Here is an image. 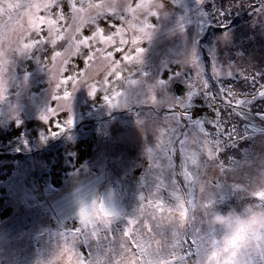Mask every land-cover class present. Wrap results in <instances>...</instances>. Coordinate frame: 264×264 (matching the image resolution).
Returning <instances> with one entry per match:
<instances>
[{"label": "rangeland", "instance_id": "374dc122", "mask_svg": "<svg viewBox=\"0 0 264 264\" xmlns=\"http://www.w3.org/2000/svg\"><path fill=\"white\" fill-rule=\"evenodd\" d=\"M222 1L71 0L78 8L69 14L68 27L58 37L64 42L54 47L49 41L47 52L33 49L24 53V43L49 40L47 24L39 37L33 29L40 24L38 16L56 19L57 27L64 22L32 7L48 0H0V30L4 31L0 39V98H8L0 100V230L6 224L15 226L10 233L0 234V264H78L71 248L83 254V264H119V260L120 264H137L139 252L123 254L126 247L132 249L131 241L145 249L143 264H208L220 233L209 227L205 205L212 201L219 210L227 211L233 197L246 203L252 201V194L264 198V97L258 95L264 91V0H225V7ZM129 5L132 11L127 10ZM109 10L116 14L98 19L95 27L86 23ZM149 24L152 27H147ZM81 27L80 38L91 36L96 27L104 31L97 33L92 45L95 57L90 63L71 58L74 71L67 75L79 73L73 91L71 83L61 84L66 78L61 69L65 68L63 61L75 55L83 43L76 38ZM100 35L112 36V43L100 42ZM137 48L143 49L139 61L123 59L125 55L137 57ZM55 51L60 56L52 61ZM107 51L113 55L108 57ZM193 53L199 68L191 62ZM113 60L118 62L119 79L111 75L117 67H109ZM169 62L173 70L183 67L181 76L164 71ZM254 67L256 91L240 92L232 81ZM190 68L194 74L184 78L182 70ZM200 68L203 72L198 77ZM102 72L109 84L104 91L100 87L90 95L93 83L105 81ZM162 78L166 87H154L150 92L149 86ZM176 80L197 89L207 80L213 94L223 86V97L231 101L225 104L223 98L216 99L221 113L216 118L206 101L196 98L192 110L197 119H217L221 127L206 124L210 136H189L187 153H199L190 161L176 151L164 153L172 147L170 129L175 126L166 111V98H183L187 93L181 97L174 93ZM229 89L231 97L227 96ZM65 90L72 92L71 99H63ZM152 94L156 103L150 101ZM105 95L112 104L105 101ZM56 96L61 99H53ZM238 99L244 100L239 106L256 113V122L243 109L232 106ZM97 101L101 103L95 106L96 111L107 109V115L116 117L100 131L102 117L91 106ZM255 103L256 111L252 109ZM50 105L56 115L47 113ZM32 109L41 110L34 116ZM43 114L50 121L43 120ZM77 116L84 131L72 127L77 126L78 121H73ZM69 117L73 123L67 126ZM57 120L62 130L55 126ZM72 130L76 133L67 134ZM232 147L238 152L232 154ZM42 165L47 166L44 175L37 171ZM23 175V180L28 179L26 190L41 188L37 198L48 200V207L37 202L32 209L15 210L23 193L30 195L20 191L23 183H17ZM85 178L86 184L78 187ZM101 202L113 213L110 224L85 225L81 207L89 206L92 211L86 214L95 221L97 214L103 218ZM182 211L186 213L183 217ZM125 228L130 230L128 237L123 236ZM240 264H264V246L257 243L242 253Z\"/></svg>", "mask_w": 264, "mask_h": 264}, {"label": "snow or ice", "instance_id": "6c2138e0", "mask_svg": "<svg viewBox=\"0 0 264 264\" xmlns=\"http://www.w3.org/2000/svg\"><path fill=\"white\" fill-rule=\"evenodd\" d=\"M32 7L35 9L36 12H40V11H44V12H49V13H53L56 15L57 19L59 21H63L64 25L62 27H57V20L56 19H50V18H45V17H37V19L40 21L39 25H33V29L37 34V37H39L42 29H43V25L47 24L48 27V37L49 40H44V39H32L30 43H24L23 44V49H24V53L25 52H29L30 50L33 49H40L42 51H46V45L49 43H51L52 46H56L58 44V42H64L62 39H58V37L60 36V33L64 32L65 29L68 27V21H69V14L75 9L78 8L75 2H71V0H48V2L40 4H32ZM80 7H83V4H81ZM137 7H140V5H137ZM128 11H132L131 6L129 5L127 8ZM116 12L115 10H109L107 12H105L101 17L99 18H93L92 20L86 22L89 27H95L97 25V21L98 19L102 18L103 16H109V15H115ZM151 15H156V12H151ZM121 19H123V17H121ZM105 26L110 28L111 26L107 25V22L105 21ZM84 27V26H83ZM83 27H81L79 29V32L77 34V39L82 40L83 43L80 44L79 46V50L76 52L75 55L71 56L69 59H65L63 61V64L65 65L64 69H61V71H64L66 73V78L61 80V84H69L71 83L73 85V91H75V85L77 83V76L79 75V73H77L76 75H67L68 72L70 71H74V69L71 66V58H79L80 61L84 64L87 65L88 63H90L94 57H95V53L92 51V45L93 43L96 41V37H97V33H102L104 31L103 28H99L96 27L95 31L92 32L91 36L88 35H84L83 38H80V34L82 33ZM147 27H152L150 24L147 25ZM55 29V31H53ZM119 31V30H117ZM141 31H144V29H141ZM4 35V31L0 30V39L3 38ZM149 35V34H147ZM102 37V38H101ZM113 38L112 36H107L105 37L104 35H100V42L104 43V44H109L112 43ZM137 40H133V43H136ZM121 44L125 43V41L121 40L120 41ZM117 51H122V49H117ZM143 51L142 48H137L136 52H137V57H132L130 55H125L123 57L124 60H132V59H137L138 61L140 60V54ZM59 51H55L53 52V54L51 55V60L55 61L57 57L60 56ZM113 55L112 51H107V56L111 57ZM191 62L194 66L196 67H200L199 64V59L198 57L195 55V53H193L191 55ZM112 65H117L116 69L111 73V75H115L117 77V79L120 78V71H119V67H118V62L113 60L111 62V64L109 65V67H111ZM203 72V69L200 68V71H198L197 76H201ZM227 75L229 77L232 76V72H228ZM173 76L179 77L181 76V72L177 71L175 73H173ZM213 76L214 78L218 76V73L216 71L215 66L213 67ZM107 79H105L104 83H107ZM171 79V77L169 78ZM132 83H136V81H132ZM166 83L163 80H159L157 82L156 85L153 86H149V91L151 92L152 89L154 87H166ZM186 83V81H185ZM188 86V90L186 95L183 98H166L167 99V104L168 107L166 109V111L168 113L171 114V119L174 121V127H172L170 129L171 132V136L172 139L169 140V144L172 145V147H170L167 151H165L164 153L171 155L173 151L182 153L183 156L190 161V158L195 155L196 157H198L199 153L197 152H192L191 154H188L185 148L186 143L188 142V138L192 133H198L200 135H202L203 137H208L211 135V133L206 129V124H210L212 128L216 129L218 127H221L220 122L216 120L213 121H204L201 122L199 119H197L195 113L192 110V106L195 104V100L196 98H203L207 105L211 108L212 112L214 113L215 117L217 118V116L221 115L218 107L215 104V101L217 98H223V94L225 93V89L223 86H221L219 88V91L215 94H213L210 91V86H209V82L207 80H203L202 82V88L201 89H197L193 84L190 83H186ZM57 87H60V84H57ZM97 93V88L96 85L93 84L90 86V90H89V94L90 95H95ZM122 95V93H116V96H120ZM233 95V92L229 89L227 90V96L231 97ZM259 96L264 97V91H260L258 93ZM72 98V92H69L67 90H65L63 92V99L65 100H69ZM53 99H61V97H53ZM104 99L106 102H108L109 104H112V100L105 95ZM150 101L152 103H156L157 102V97L155 94H152L150 96ZM118 103V101H117ZM225 104H230L231 101L230 100H224ZM244 103L243 99H238L235 102V106H239L241 104ZM47 113H51L52 115H56L55 110L52 107H49L47 109ZM43 120L45 121H50L49 116L46 114H43L41 117ZM194 121V122H193ZM73 123L72 119L69 117L66 121V125L70 126ZM183 124V127H180V125ZM56 127L61 128L62 130V126L60 125L59 121L57 120L55 123ZM183 129H187L188 131H183ZM53 135H55V132L52 133ZM178 143L179 144V148L177 149V147H175V144ZM205 144L208 143L207 140L204 141ZM207 155L209 157H211L213 155V152L211 149H209L207 151ZM185 175L188 176V172L185 171ZM96 206V202L94 201L91 204V208L95 209ZM181 208L184 207L183 204L180 205ZM89 208V206H83L80 209V218L81 221L85 224V225H95L98 221L102 222L103 225L107 226L110 224L111 221V217L113 216V213L111 211L105 210L103 208L102 205H100V211L103 214V218H100L99 214H97V219L94 221L92 219V217L90 215H87L86 213L88 212L86 209ZM170 211V209H169ZM186 213L184 211L181 212V216L183 217ZM127 223L132 224L134 223V221L132 220H128ZM130 235V230L128 228H125L123 230V236L124 237H128ZM133 247L131 250H129L127 247L125 249H123V254L129 251L132 252H139L140 255L138 256L139 259L137 260V264H143L144 259V254H145V249H143L139 244H137L135 241H131ZM71 251L73 254H75L78 257V264H83V259L82 256L83 254H77L73 248H71ZM119 264H120V260H119ZM150 264V261H149Z\"/></svg>", "mask_w": 264, "mask_h": 264}, {"label": "clouds", "instance_id": "9594fccd", "mask_svg": "<svg viewBox=\"0 0 264 264\" xmlns=\"http://www.w3.org/2000/svg\"><path fill=\"white\" fill-rule=\"evenodd\" d=\"M252 197L251 202L227 211L219 210L212 201L205 205L209 227L220 233L218 243L209 253L208 264H240L242 253L257 243L264 246V198L255 194ZM100 205L109 210L102 202ZM99 212L102 213L100 209Z\"/></svg>", "mask_w": 264, "mask_h": 264}, {"label": "trees", "instance_id": "16d2710c", "mask_svg": "<svg viewBox=\"0 0 264 264\" xmlns=\"http://www.w3.org/2000/svg\"><path fill=\"white\" fill-rule=\"evenodd\" d=\"M239 2H241V3H244L245 2V0H239ZM222 5H223V7H225L226 5H225V0H223L222 1V3H221ZM233 25V24H232ZM26 54H28V53H26ZM61 78H64V77H60V79ZM232 83H234V84H236V85H238V89H239V91L240 92H243V93H247V94H252V93H254L255 91H256V67H254V68H252V70L251 69H249L248 71H246V74L245 75H243L242 76V74L241 75H239L238 76V78H236V79H234L233 81H232ZM48 86H49V84H48ZM1 97H2V95H1ZM25 100L26 99H28V98H24ZM30 99V98H29ZM0 100H8V98H0ZM22 101V100H21ZM21 104V103H20ZM41 105L42 106H45V105H43L42 103H41ZM48 105V104H47ZM51 106V105H50ZM52 107V106H51ZM132 109V108H131ZM252 109L254 110V111H256V103L254 104V106L252 107ZM41 110V109H40ZM39 110V111H40ZM127 110H130V109H127ZM126 110V111H127ZM39 111L38 112H35V110L34 109H32V111H31V114H33L34 116H36L38 113H39ZM114 118H115V116H113V117H111V118H109V119H111V120H109V119H106V120H103L101 123H100V125L98 126V131H100L103 127H105V126H110L109 124L111 123V121L112 120H114ZM119 119H120V117H119ZM108 136V135H107ZM109 137V136H108ZM241 146H243V144H241V145H239L238 147L240 148ZM228 149H230V146L228 147ZM238 148L236 149L235 147H232V149L230 150V152L232 153V154H234V153H237L238 152ZM229 155V150H227V156ZM225 160L227 161L228 159L227 158H225ZM87 179L88 178H85V179H82L77 185H78V187L79 186H83L84 184H86V181H87ZM103 182H105V180L103 181ZM22 186H24V187H27V184L26 183H24V184H21ZM71 189H73V188H71ZM42 192V190H41V188H39V187H37V188H33V189H31L27 194H30L29 196H27V197H25L26 196V194L25 193H23V195H25L21 200H23L22 202H21V200L19 199V200H17V202H16V208H15V210L17 209V208H19V207H23V209L26 207V209H32L36 204H37V202H39V203H41V205L44 207V208H46V207H48V200H46V199H44V200H39V198H37L40 194H42L41 193ZM55 195V194H54ZM246 202H245V199H237V198H235V197H233L232 198V200H231V203H229V204H227L226 206H228V207H236V208H240L243 204H245ZM49 207H51V205L49 206ZM224 208H225V206H224ZM47 209H49V208H47ZM52 212H53V210H51ZM55 216H56V218L60 221V218L57 216V214H55V213H53ZM77 220V219H76ZM18 220L16 219V222H17ZM60 222H62V221H60ZM14 228H15V226H11V225H9V224H6L1 230H0V234H3L4 232H6V231H9V233L11 232V231H13L14 230ZM2 236V235H1ZM0 239H2L1 237H0ZM244 263V262H243Z\"/></svg>", "mask_w": 264, "mask_h": 264}, {"label": "crops", "instance_id": "0c3cea01", "mask_svg": "<svg viewBox=\"0 0 264 264\" xmlns=\"http://www.w3.org/2000/svg\"><path fill=\"white\" fill-rule=\"evenodd\" d=\"M99 74V73H98ZM97 75V73H94V77ZM64 77V76H63ZM65 78V77H64ZM102 78H103V80H105L106 78H107V75L105 74V72H102ZM94 84V83H93ZM95 85H96V88H97V90H99L100 89V87H103V91H104V89L107 87V83H104V81H102V83H100V82H95ZM98 103H101V102H99V101H97V103H95V104H93V105H91L93 108H94V112H98V114H100L101 115V120H100V122L99 123H101L103 120H106V119H109V118H111V117H113L114 115H112V116H110L111 114H109V115H107L106 114V112H107V109H101L100 111H96V109H95V106L96 105H99ZM108 111H111V110H108ZM91 113H93V111H90ZM116 112V111H115ZM115 112H113L112 111V114H114ZM94 114V113H93ZM98 114H96V115H98ZM108 116H110V117H108ZM120 119H123V118H120ZM119 119V120H120ZM80 118L77 116V118H75V120L73 119V121H78L77 122V126H72V127H77L76 128V130H85L83 127H81V128H79V126H80ZM114 120H116V117L114 118ZM113 121V120H112ZM69 133H71V134H73V133H76V131H74V130H72V131H69V132H67V134H69ZM105 136H107V135H105ZM104 136V137H105ZM35 169H37V168H35ZM47 169V166L46 165H42V167L41 168H38L37 169V171H40L39 173H42L43 175L46 173L45 172V170ZM17 175H18V173H17ZM16 179L17 178H15V181H16ZM24 179V175H23V177H21L20 178V180H18L17 181V183H26V181L28 180H23ZM84 186V185H83ZM34 188V187H33ZM32 188V189H33ZM71 188H76V187H71ZM20 191H26V192H29V191H27L26 190V187H24V186H20ZM76 219V218H75Z\"/></svg>", "mask_w": 264, "mask_h": 264}, {"label": "flooded vegetation", "instance_id": "af4514ba", "mask_svg": "<svg viewBox=\"0 0 264 264\" xmlns=\"http://www.w3.org/2000/svg\"><path fill=\"white\" fill-rule=\"evenodd\" d=\"M113 51V50H112ZM121 58H122V56H120L119 57V60H120V62L122 63V61H121ZM166 67L169 69H167L166 70ZM165 67V69H164V71L166 72V71H169L170 73H169V76H173V73H175V72H177L178 70L180 71L181 69H183V67L182 66H180V67H178V70L177 69H175V70H173L172 68H171V65H170V62H169V65L168 66H166ZM183 72V77L184 78H189L190 76H192L193 74H194V70L192 69V68H190L188 71H184V70H182ZM181 72V71H180ZM162 80L163 81H165V79L164 78H162ZM177 81H179V80H176L175 81V83L177 82ZM181 82H182V80H180ZM107 82H108V84H109V80H107ZM183 84H184V82H182ZM186 86V85H185ZM187 87V86H186ZM187 89H188V87H187ZM187 91V90H186ZM224 98V97H223ZM226 99V98H225ZM235 105V104H234ZM233 106V105H232ZM234 107V106H233Z\"/></svg>", "mask_w": 264, "mask_h": 264}, {"label": "water", "instance_id": "95a60500", "mask_svg": "<svg viewBox=\"0 0 264 264\" xmlns=\"http://www.w3.org/2000/svg\"><path fill=\"white\" fill-rule=\"evenodd\" d=\"M173 87H174V93L179 97L183 96L186 93L187 87L182 82H176ZM223 100H228V99L223 98ZM233 106L240 108L241 110L243 109V110L249 111L250 113L256 115V113L247 109L246 107L235 106V105Z\"/></svg>", "mask_w": 264, "mask_h": 264}, {"label": "bare ground", "instance_id": "6f19581e", "mask_svg": "<svg viewBox=\"0 0 264 264\" xmlns=\"http://www.w3.org/2000/svg\"><path fill=\"white\" fill-rule=\"evenodd\" d=\"M243 112H245L246 116H248V118H251L254 122H256V115L250 113L249 111L246 110H242Z\"/></svg>", "mask_w": 264, "mask_h": 264}]
</instances>
